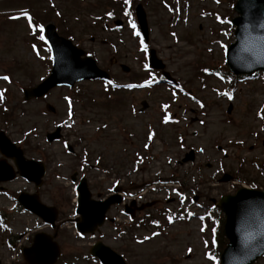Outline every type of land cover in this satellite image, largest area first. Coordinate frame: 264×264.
<instances>
[{
  "label": "rangeland",
  "instance_id": "obj_1",
  "mask_svg": "<svg viewBox=\"0 0 264 264\" xmlns=\"http://www.w3.org/2000/svg\"><path fill=\"white\" fill-rule=\"evenodd\" d=\"M234 1L0 0V77H8L0 78V92L7 93V108L0 95V131L26 158L44 164L37 190L41 202L55 207L60 217H71L75 184L70 177L75 172L87 179L93 198L117 186L137 203L156 201L147 212L159 220L155 226L129 228L122 207L113 206L107 216L117 222H106L94 237L79 236L69 224L55 230L61 249L56 264H98L88 256L96 240L126 264H212L208 255L216 264L212 200L238 187L264 188V78L233 79L218 71L234 41ZM136 5L146 13L147 43L131 27ZM25 12L38 17L49 12L58 33L71 36L113 84L127 87L83 81L24 103L21 89L38 84L49 71L48 49L39 46L35 53L29 46L27 35L33 45L44 41L34 25L27 29ZM149 49L174 84H147L160 76L148 66ZM142 101L148 106L139 112ZM45 104L54 114L45 111ZM4 112L9 117L3 120ZM57 126L62 139L46 143V134ZM191 150L194 161L182 163ZM224 174L233 176V183H220ZM0 187L15 194L35 192L22 179ZM0 214L7 216L6 228L0 222V261L24 264L16 239L27 231H50L38 230L36 219L1 194ZM28 242L23 236L21 245ZM257 264H264V258Z\"/></svg>",
  "mask_w": 264,
  "mask_h": 264
},
{
  "label": "water",
  "instance_id": "obj_2",
  "mask_svg": "<svg viewBox=\"0 0 264 264\" xmlns=\"http://www.w3.org/2000/svg\"><path fill=\"white\" fill-rule=\"evenodd\" d=\"M234 10L238 14L232 21L235 26V43L227 50L226 65L233 74L251 75L255 71L264 70V0H238ZM135 16L141 33L147 40L146 17L140 5L135 9ZM47 36L53 48V69L50 76L39 86L23 90L24 100L40 98L56 86L72 87L75 82L84 79H108L107 74L98 69L92 59L83 57V51L75 49L70 41L54 34L52 26L47 27ZM149 64L154 69H163L153 50L150 51ZM121 69L125 73L128 72L125 66H121ZM142 106L145 108L144 104ZM47 109L53 111L51 107ZM58 132L59 129L48 135V142L59 139ZM0 152L5 157L14 159L20 176L28 182H34L36 186L41 184L43 165L25 161L22 152L16 149L3 133H0ZM188 160H192V152L189 156L186 155L184 162ZM0 171L8 173L4 165H0ZM228 180L227 176L222 179ZM77 192L76 212L81 215L82 221L77 225V229L82 233L92 232L96 225L102 224L104 213L113 202L110 199L102 204L91 201L85 179L80 181ZM19 202L34 215H56L53 208L39 203L37 195L22 194ZM216 206L226 216L224 234L228 239V245L221 255V264H253L264 254V192L240 189L233 196L221 197ZM53 219L54 216L50 222H53ZM26 253L31 258V263H39L43 259H50L51 263L57 256L56 247L48 241L42 247L36 240L30 249H26ZM91 254L97 256L102 264H124L120 256L100 243L92 247Z\"/></svg>",
  "mask_w": 264,
  "mask_h": 264
},
{
  "label": "snow or ice",
  "instance_id": "obj_3",
  "mask_svg": "<svg viewBox=\"0 0 264 264\" xmlns=\"http://www.w3.org/2000/svg\"><path fill=\"white\" fill-rule=\"evenodd\" d=\"M124 3L125 4H128V0H124ZM125 14H127V13H125ZM24 17H25V19H27L28 21H29V28L31 29L32 27H33V24H32V22H31V17L28 15V13H23L22 14ZM38 27V31H39V33L41 34L40 35V39L42 40V41H44L45 43H47V41L45 40V37H44V35H43V33H44V28L42 27V26H37ZM131 27L133 28V29H135V25L133 24V25H131ZM134 34H136V35H138V33H135L134 32ZM221 47H224L223 45H221ZM35 50V49H34ZM142 50H144L143 49V45H142ZM49 59H51V57H49ZM0 78H2V79H4V80H7L8 79V77L7 76H4V77H0ZM229 99H231V96H229ZM167 119V118H166ZM209 261H212V264H215V261H214V258L211 256V255H208L207 257H206Z\"/></svg>",
  "mask_w": 264,
  "mask_h": 264
},
{
  "label": "flooded vegetation",
  "instance_id": "obj_4",
  "mask_svg": "<svg viewBox=\"0 0 264 264\" xmlns=\"http://www.w3.org/2000/svg\"><path fill=\"white\" fill-rule=\"evenodd\" d=\"M118 190H119V192L122 194L121 196H124V193H126L125 191H123L122 189H120V188H117ZM111 194H109V195H106V197H108V196H110ZM131 199H130V201L133 203V202H136L135 201V198H134V196H131L130 197ZM125 205V204H124ZM140 205V203H138L137 204V206H139ZM134 209H135V204L133 205V206H131V208H130V215H131V218H130V221L131 222H134L137 218H140L141 216H142V212L140 213V212H135L134 211ZM134 211V212H133ZM58 215H61L60 213L58 214ZM61 220H62V222H66V213H64L63 214V217L61 218Z\"/></svg>",
  "mask_w": 264,
  "mask_h": 264
}]
</instances>
